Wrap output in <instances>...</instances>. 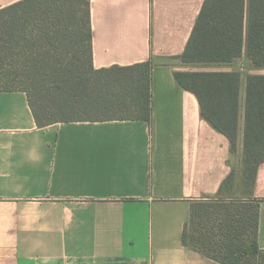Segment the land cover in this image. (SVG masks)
Instances as JSON below:
<instances>
[{
	"label": "crops",
	"instance_id": "0c3cea01",
	"mask_svg": "<svg viewBox=\"0 0 264 264\" xmlns=\"http://www.w3.org/2000/svg\"><path fill=\"white\" fill-rule=\"evenodd\" d=\"M205 1L90 0L96 68L153 62L151 122L40 127L26 92L0 91V264H223L183 242L192 201L217 195L260 201L264 248V162L251 191L242 175L245 80L264 66L181 60ZM210 70L243 74L236 151L174 75Z\"/></svg>",
	"mask_w": 264,
	"mask_h": 264
},
{
	"label": "trees",
	"instance_id": "16d2710c",
	"mask_svg": "<svg viewBox=\"0 0 264 264\" xmlns=\"http://www.w3.org/2000/svg\"><path fill=\"white\" fill-rule=\"evenodd\" d=\"M264 66V0H206L180 56L186 64ZM151 60L96 68L90 0H22L0 9V91L26 92L37 124L153 120ZM201 115L238 148L243 74L175 71ZM264 162V74L245 80L243 184ZM235 173L220 194L234 188ZM260 201L209 196L192 201L183 242L223 264H264Z\"/></svg>",
	"mask_w": 264,
	"mask_h": 264
}]
</instances>
